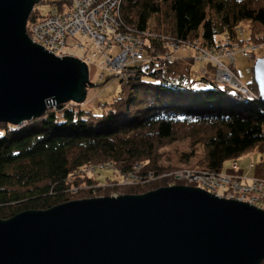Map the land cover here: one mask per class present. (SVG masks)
<instances>
[{"label":"trees","instance_id":"16d2710c","mask_svg":"<svg viewBox=\"0 0 264 264\" xmlns=\"http://www.w3.org/2000/svg\"><path fill=\"white\" fill-rule=\"evenodd\" d=\"M117 16L122 32L150 31L178 42L197 40L206 48L219 49L218 37L227 47L264 43V0H121ZM42 17L33 8L27 24ZM151 17H156L152 29ZM149 44L163 53L162 40L148 38ZM185 62L174 58L126 66L129 78L119 80L116 97L109 105L101 104L100 112L59 105L19 130L0 123V220L47 210L74 196L114 191L129 195L156 189L158 183L167 186L169 178L151 183L147 176L173 171V161L193 171L222 173L225 162L236 167L238 158L256 151L259 161L250 162V171L264 179V103L216 84L211 66L203 77H167L170 67ZM245 86L257 94L253 80ZM179 141H187L188 147L162 150ZM162 158L167 165L160 164ZM96 163L114 165L121 176L140 165L136 182L147 183L67 193L94 182L79 172ZM235 170L226 174L242 172ZM40 182L46 184L36 187Z\"/></svg>","mask_w":264,"mask_h":264},{"label":"water","instance_id":"95a60500","mask_svg":"<svg viewBox=\"0 0 264 264\" xmlns=\"http://www.w3.org/2000/svg\"><path fill=\"white\" fill-rule=\"evenodd\" d=\"M39 1L0 0V123L11 126L43 116L49 105L83 103L90 84L85 62L58 58L29 40L26 23ZM252 73L257 99L264 103V56L255 60ZM263 259V210L188 186L69 201L0 220V264Z\"/></svg>","mask_w":264,"mask_h":264},{"label":"built area","instance_id":"2783aa9c","mask_svg":"<svg viewBox=\"0 0 264 264\" xmlns=\"http://www.w3.org/2000/svg\"><path fill=\"white\" fill-rule=\"evenodd\" d=\"M65 2L67 6L63 5L61 9H53L48 15L31 23H26V33L31 43L39 45L58 58L65 56L74 57L73 54L82 49V44H75L73 51L68 54L66 52L68 39L77 35L89 37L94 42V45L98 47L101 60L99 67H101L102 71L118 74L125 80L129 78V74L125 72L126 66L161 60L172 61L174 57L170 50L189 47V42L176 41L168 44L167 41L170 39L161 37L160 40H162L163 46L165 45L162 50H167L159 53L157 47L146 45L147 39L150 38V34L146 31L122 32L117 16L121 0H66ZM224 42L226 40L219 42V49L225 55H230L232 58V62H229L230 64L221 62L220 58L222 56L213 54V51L208 53L206 49L200 46H197V49H200V53H197L192 60L195 63H200L209 58L211 62L216 63L214 78L216 84L232 87V89L247 98L257 99L236 79L234 73H232L233 71L228 72L229 69L227 68H233L236 54L245 58H252L253 46L248 43L241 47L231 45L230 50H226L223 45ZM80 60L86 63L83 58H80ZM218 67L224 70H220ZM56 107L55 105H49V108L54 109ZM24 125L25 123H22L14 126L13 129L19 130ZM98 167L100 166L91 165L87 166L86 170L94 171ZM247 167L250 170L252 163H248ZM139 169L140 165H135L132 167V172L122 176L123 184L140 180L136 176ZM148 177H151V174ZM173 177L178 181L183 180L187 184L193 185V188L201 189L219 198L240 202L245 200L246 202L244 203L249 204H259L260 201H263L264 204V179L261 178H246L242 174L193 171L189 169L178 173L173 172ZM218 190L223 192L220 193Z\"/></svg>","mask_w":264,"mask_h":264},{"label":"rangeland","instance_id":"374dc122","mask_svg":"<svg viewBox=\"0 0 264 264\" xmlns=\"http://www.w3.org/2000/svg\"><path fill=\"white\" fill-rule=\"evenodd\" d=\"M66 0H40L39 2H37L33 8L35 10V12L40 16H46L48 15L53 9H59L60 8V3H64L63 5L67 6ZM156 21V17H151L150 21H149V28H153V25ZM147 33L150 34V38H154L157 40H160L161 35H157V34H153L150 33V31H147ZM218 42H220L221 40H223V38L218 37L217 38ZM216 40V41H217ZM177 40H168L167 43H174ZM199 41H191L189 40V47L186 48H180L178 50H170V52L172 53L174 58H179V59H186L185 64L184 63H178L176 64L174 67H170L169 70L166 72L167 77L171 80L177 81L180 79H184L186 78L188 75L191 76L192 79L194 78H199V77H203L205 75V72L207 70L208 67H214L213 68V77L215 78V73H216V63L211 62L209 58H205L206 60H203L202 62L198 63V64H194L195 62L192 60V58L197 54L200 53V49H197V46L203 47L206 49V51L208 53H210V51H213L215 55L217 56H222L220 58L221 62H224L225 64H230L229 62H232V58L230 57V55H225V53H223L222 51H220L221 49H216V48H206L205 46H203L200 43H198ZM147 43V41H146ZM149 43V42H148ZM245 43H248L249 45L253 46V50L252 51V58H245L239 54H236L234 56L235 58V64H234V70L231 69V67H227L229 69L228 72H235V75L237 76L236 79L243 84L244 86L247 85L248 83L251 82V80H253V73H252V67L253 64L255 62V60L257 58H262L264 56V43L263 44H259V45H252L249 41H245ZM75 44H82V49L76 51L73 55L74 58H77L80 60V58H83L84 60H86V64H87V71H88V79H89V86L86 89V98L84 100L83 103L76 105L74 103L68 102L65 105V108L69 109V108H75V106H78L77 108L80 110H92L94 112H100L101 111V104L104 105H109L113 99L116 97V94L119 91V80H124L122 78V76L115 74V73H107L106 71H102L101 67H99L101 60H100V53L98 51V47H96L94 45V42L89 38V37H82L81 35H77L73 38L68 39L67 41V45H66V52H68V54H70L73 51V46ZM149 46H152L149 44ZM182 46V45H180ZM234 46V45H232ZM237 47H241V46H237ZM226 50H230V47H227L225 45ZM167 49H163V51H166ZM212 53V52H211ZM254 59V60H253ZM209 63V64H208ZM210 67V68H211ZM220 70H224L221 67H218ZM204 70V73H203ZM233 73V72H232ZM102 76V77H100ZM232 88V87H230ZM245 88L253 95L255 96V93H252L251 90L249 88H247L245 86ZM240 93V92H239ZM242 95V94H241ZM244 97H246L245 95H242ZM256 97V96H255ZM247 98V97H246ZM49 109H53V108H47V112ZM46 112V113H47ZM14 127V126H13ZM188 143L187 141H179L176 143H173L171 145L166 146L165 148H163L162 150L166 153H173L177 150H185L186 147H188ZM259 157L260 154L259 152L253 151V152H249L247 154L242 155L240 158L237 159V166L234 167L230 161H227L224 163L223 165V170L221 171L222 173H226L227 170L229 169H236L235 171L238 172L237 169H242V174L244 177L246 178H250L253 175V172L250 171L247 167V164L250 162H258L259 161ZM197 158H199V155H196L195 159H192L189 161V163L187 165H191V162H195L197 160ZM163 161H160V164L162 165H167L168 162L165 161V158H162ZM169 164H172L176 169H174L173 171L171 170L168 171L167 173H164L161 176H153L151 175V177H149L147 182H153L156 180H160L161 178H169L170 183L166 186L163 185L165 183H158L160 184V186H158L156 189L152 188V189H147L144 188L143 190L137 192L136 194H129V195H143L147 192L150 191H154L157 190L158 188H165V187H170V186H177L179 184H176V182H179L180 185L179 186H188V187H194L193 185L187 184L186 182L182 181H178L173 177V172L178 173L181 172L183 170H187V167H183L182 164L180 163H176V162H169ZM91 165V164H90ZM93 165H99L100 167H98V169L94 170V171H87L86 168H82L81 171L79 172V176L82 177H88L92 180H94V182H92L91 185H81V187H77V188H71L68 190L67 193H73V194H77L80 190L82 191H88V190H102V189H118L121 187H127L129 185H141L144 186L145 183L147 182H130L129 184H123L122 181V176L120 175V173L118 172V169L114 166V165H110L107 163H96ZM149 175V174H148ZM148 177V176H147ZM96 180V181H95ZM44 184H46V182H40L38 184H36V187L38 186H43ZM16 189V188H14ZM218 192H223L221 190H218ZM108 194V195H107ZM105 193V194H101L98 192H95L93 194H86L82 197V199H79V197H70L69 200L70 201H75V200H83V199H92V198H100V197H117V196H121V195H128L126 193H122V192H113L111 194L109 193ZM244 202H246L244 200ZM249 204V203H247ZM251 204V203H250ZM252 206L255 205L254 207L259 208L261 210L264 211V204L263 201H260L259 204H251Z\"/></svg>","mask_w":264,"mask_h":264},{"label":"bare ground","instance_id":"6f19581e","mask_svg":"<svg viewBox=\"0 0 264 264\" xmlns=\"http://www.w3.org/2000/svg\"><path fill=\"white\" fill-rule=\"evenodd\" d=\"M256 98H257V94H255ZM242 174V173H241ZM243 175V174H242Z\"/></svg>","mask_w":264,"mask_h":264},{"label":"clouds","instance_id":"9594fccd","mask_svg":"<svg viewBox=\"0 0 264 264\" xmlns=\"http://www.w3.org/2000/svg\"><path fill=\"white\" fill-rule=\"evenodd\" d=\"M87 65V64H86Z\"/></svg>","mask_w":264,"mask_h":264}]
</instances>
